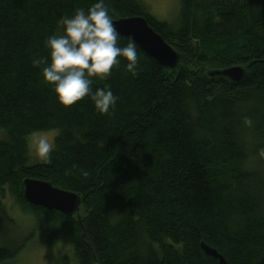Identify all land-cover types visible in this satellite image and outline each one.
I'll return each instance as SVG.
<instances>
[{"label":"trees","instance_id":"obj_1","mask_svg":"<svg viewBox=\"0 0 264 264\" xmlns=\"http://www.w3.org/2000/svg\"><path fill=\"white\" fill-rule=\"evenodd\" d=\"M94 2L0 0V264L32 238L8 201L55 237L68 229L63 264H218L201 242L228 264H264V0H181L174 22L140 0H105L113 20L145 17L180 55L167 67L133 40L135 76L121 58L92 78L119 97L111 115L88 98L62 106L31 63L48 56L62 16ZM230 66L245 69L241 80L209 74ZM49 130L51 158L35 162L27 138ZM25 178L78 194L79 209L31 204Z\"/></svg>","mask_w":264,"mask_h":264},{"label":"clouds","instance_id":"obj_2","mask_svg":"<svg viewBox=\"0 0 264 264\" xmlns=\"http://www.w3.org/2000/svg\"><path fill=\"white\" fill-rule=\"evenodd\" d=\"M62 34H50L44 40L48 56H33L32 66L38 68L45 84L54 92L57 101L71 107L88 98L95 110L111 115L119 97L108 85L93 89V77L107 79L124 58L127 71L135 76L139 58L136 44L129 40L119 43V33L105 0H95L87 9L77 8L58 21ZM36 155L48 161L54 145L46 136L33 140Z\"/></svg>","mask_w":264,"mask_h":264},{"label":"water","instance_id":"obj_3","mask_svg":"<svg viewBox=\"0 0 264 264\" xmlns=\"http://www.w3.org/2000/svg\"><path fill=\"white\" fill-rule=\"evenodd\" d=\"M118 33L134 40L140 47L160 64L175 67L179 61V53L148 23L143 16H129L113 20ZM211 76L222 75L239 81L245 74L242 66H230L209 72ZM24 197L33 205L57 210L66 215H74L79 209L81 197L69 190L54 186L51 182L33 178L23 180ZM206 254L218 259V264H228L225 257L217 249L201 242Z\"/></svg>","mask_w":264,"mask_h":264},{"label":"rangeland","instance_id":"obj_4","mask_svg":"<svg viewBox=\"0 0 264 264\" xmlns=\"http://www.w3.org/2000/svg\"><path fill=\"white\" fill-rule=\"evenodd\" d=\"M144 2L149 12L157 19L174 22L179 14L181 0H140ZM58 134L57 130L38 131L30 134L27 138L29 153L33 157L35 162H45L40 159L33 147V140L38 136H46L50 142L54 145V140ZM3 136V137H2ZM5 137V132L0 130V139ZM10 207H8L10 214L20 225V230L23 235L31 234L32 238L29 239V243L23 248V250L14 258L5 261L3 264H63L62 258L73 257V246L71 240V234L67 228L61 229L62 232L56 235L50 233L49 226L44 223L36 222L34 216L29 213L23 212L20 208L16 207L13 202L8 201ZM60 237V238H59ZM52 238V239H51ZM58 238L57 240H53ZM49 240L55 241L51 245H47Z\"/></svg>","mask_w":264,"mask_h":264},{"label":"bare ground","instance_id":"obj_5","mask_svg":"<svg viewBox=\"0 0 264 264\" xmlns=\"http://www.w3.org/2000/svg\"><path fill=\"white\" fill-rule=\"evenodd\" d=\"M45 208V207H44ZM47 209V208H46ZM49 210V209H48ZM50 211H52V210H50Z\"/></svg>","mask_w":264,"mask_h":264}]
</instances>
